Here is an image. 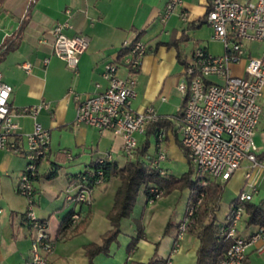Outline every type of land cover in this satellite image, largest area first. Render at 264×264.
<instances>
[{
  "label": "crops",
  "instance_id": "crops-1",
  "mask_svg": "<svg viewBox=\"0 0 264 264\" xmlns=\"http://www.w3.org/2000/svg\"><path fill=\"white\" fill-rule=\"evenodd\" d=\"M171 0H0V47L8 37L20 32L19 46L6 55L0 63L1 79L13 87L10 104L16 112L25 108L48 103L36 115L25 114L16 118L21 129L17 150L0 148V264H32L34 229L28 224L25 214L29 209L28 198L19 192L21 174L27 166L25 135L34 129L36 121L51 132V155L44 161L34 181L36 216L47 222V230L55 242L47 264H88L84 246L103 243L104 236L112 229L108 213L115 192L120 185L117 179L104 183L95 191L91 206H76L66 201V191L72 177L90 167L99 157L110 153L120 168L128 158L123 151V138L112 131H103L77 122V103L72 91L83 96L104 91L108 81L104 77L107 64L119 63L122 50L131 46L141 35L148 44V53L139 72L137 97L132 102L136 112L154 107L160 115L177 116L183 102L179 84L184 79L185 66L178 59L177 49L158 42L182 40L185 60L189 62L196 49H205L210 55L226 53L222 41L214 38V30L207 23L206 15L210 0H183L167 22L163 14ZM187 14V20L183 15ZM202 20V24L194 26ZM69 21V36L84 35L90 40L89 49L81 56L77 70L65 61L52 55L54 28L58 23ZM264 50L260 43L246 44V54L231 65V72L245 75L248 56H259ZM49 59L46 63L45 60ZM30 64L29 71L25 65ZM120 64V63H119ZM121 76L127 70L119 67ZM219 81L218 78H211ZM180 94L181 96H179ZM177 108L171 111V106ZM263 117L258 127L255 142L262 165L246 174L249 164L238 170L225 184V192L217 213L219 224H225L233 201L241 191H250L249 182L258 193L253 203L264 201V92L262 97ZM167 129L162 144L168 155L162 167L170 173L169 160H188L181 148L178 124ZM148 130V129H147ZM139 146L147 139V131L139 135ZM155 139V142H153ZM149 153L156 155V136L149 138ZM65 152L72 154L68 158ZM176 176H181L176 175ZM221 183V182H217ZM230 198L228 203L224 198ZM191 200V190H175L169 195L148 202L141 192L134 212L121 222V233L110 245L109 254L101 253L94 264H146L153 258L170 260V264H197L200 240L186 234L180 242L181 249L173 252L178 235V226L183 221ZM182 203L178 211V205ZM74 210L83 217L92 213L85 230L61 232L65 221ZM169 221L175 225L164 234ZM138 223L143 226V237L136 248L129 252L133 238L138 235ZM258 226L247 225V216L238 225L240 236H249ZM245 264H264V253L251 252Z\"/></svg>",
  "mask_w": 264,
  "mask_h": 264
},
{
  "label": "built area",
  "instance_id": "built-area-1",
  "mask_svg": "<svg viewBox=\"0 0 264 264\" xmlns=\"http://www.w3.org/2000/svg\"><path fill=\"white\" fill-rule=\"evenodd\" d=\"M182 5L183 0H171L162 21L167 22L175 9ZM187 18V14H184L183 20ZM206 21L214 30V38L223 42L226 53L213 56L202 48L195 50L192 59L185 65L184 79L178 87L183 96L187 97L182 116L160 115L154 107H148L144 112L133 110L132 102L137 97V76L148 53V44L142 39L131 46L120 64L106 65L104 77L108 86L104 91L86 96L72 91L77 103V122L100 132L109 130L122 137L123 151L130 159L135 157L139 148L138 136L144 135L149 126L163 119L176 122L182 145L187 149L188 159L203 186L210 182L224 183L230 180L246 163L250 168L246 174L249 180L252 170L262 165L255 136L263 117L264 50L259 56H248L244 76L233 74L231 65L247 55L246 44L256 42L264 46V0H210ZM69 28V21L55 26L52 55L77 70L81 56L89 49L90 40L84 35H67L65 31ZM45 62L48 63L49 59ZM120 66L127 70L126 76L119 74ZM30 68V64L25 65L27 71ZM213 77L219 81H212ZM12 94L13 87L0 76V148L7 150L19 148L17 137L21 127L16 118L25 114L36 116L41 109L50 107L44 102L18 113L10 104ZM167 134L165 128L158 130L155 135L158 151L155 156L147 157L153 160L162 176L167 174L162 167L168 158L162 147ZM25 140L27 166L20 177L19 192L28 198L26 220L34 229L31 261L32 264H47L55 242L47 230V223L34 212V181L42 163L51 155V132L36 121L33 131L25 135ZM67 157L73 156L67 153ZM112 159V154L106 153L97 162L104 163ZM79 177H82L81 181L72 182L68 187L66 201L76 206H91L94 192L105 182L97 179L94 185H90L85 181V175L79 174ZM248 184L251 190L241 191L237 195L227 216L229 227L226 236L232 243L217 264H245L251 252L264 253V227L258 226L249 236L238 234V225L246 215L243 204L252 202L258 193L254 184ZM150 191L156 200L163 193L157 187ZM203 195H200L195 205L187 209L173 252L180 250V241L187 232V224ZM261 206L264 208V201ZM81 216L80 210H74L71 214L72 224H76Z\"/></svg>",
  "mask_w": 264,
  "mask_h": 264
},
{
  "label": "trees",
  "instance_id": "trees-1",
  "mask_svg": "<svg viewBox=\"0 0 264 264\" xmlns=\"http://www.w3.org/2000/svg\"><path fill=\"white\" fill-rule=\"evenodd\" d=\"M35 1L36 0H33L31 7L34 5ZM201 24L202 20L194 26L197 27ZM20 37L21 33L17 32L8 37L7 40L2 44L0 47V63L5 59L7 54L19 46ZM139 39H141V35L137 38V40ZM181 44L182 40H173L169 42H158L157 47L160 45H166L169 47L174 46L177 49L180 63L185 66L187 61L185 60V55ZM131 46L120 52L119 60H121L129 52ZM186 105L187 97H184L181 104V109L177 116L183 115ZM174 126V121L165 119L149 126L147 130L146 141L141 144V146H139L135 157L133 159H129L124 167L120 168L115 161L98 163L96 160L90 167L86 168L80 173L75 174L72 177V182H77L78 180H82V177H79V174L85 175V181L89 182L90 185H94L97 179H102L105 183H109L114 179H117L120 182V185L115 192L113 206L108 213V219L111 222L112 229L104 236L102 244L92 242L84 246L85 253L88 258V264H94L95 257L101 253L109 254L110 245L117 241L118 236L121 233L122 220L124 218H129L132 215L138 203L141 192H144L147 195L148 201L151 199L156 200L155 195L150 191L153 187H157L160 191L165 193L164 195H169L175 190L184 191L189 189L191 190L190 204L194 205L197 203L200 195L203 193L204 195L200 204L196 207L194 214L191 216L190 221L187 224V234H190L200 240V247L197 252V264H217V262L227 253L232 243L231 239L227 238L226 236L229 224H219L217 216V213L220 210V202L223 198L226 185L217 182H210L207 186H203L202 180L197 178L195 175L193 164L187 156L188 151L182 144L180 145L188 160L189 168L188 171L183 173L181 176H176L169 172H167L165 176H162L160 174V170L154 165L153 160L147 159L148 156H155L148 152L150 148L149 138L153 134L157 135L158 130L161 128L170 129ZM19 140L20 138L17 137V141ZM156 151H158L157 147ZM67 153L69 152H65L66 156ZM235 202L236 199L233 201V203ZM243 207L246 211L247 225L264 227V208L261 206V203L246 202L243 204ZM72 213L73 212L70 213L67 220L65 221L61 232L77 233L85 230L89 225L92 218V213H89L86 217L81 216L76 224H72L71 222ZM42 221L47 223L45 220ZM174 228V223L169 221L165 228L164 234L167 235V233H169L171 230H174ZM142 237L143 226L141 223H138V235L137 237L133 238L128 248L129 252H132L136 248L138 241ZM169 263V259L158 260L157 258H153L146 264ZM128 264L135 263L133 261H129Z\"/></svg>",
  "mask_w": 264,
  "mask_h": 264
},
{
  "label": "rangeland",
  "instance_id": "rangeland-1",
  "mask_svg": "<svg viewBox=\"0 0 264 264\" xmlns=\"http://www.w3.org/2000/svg\"><path fill=\"white\" fill-rule=\"evenodd\" d=\"M179 96H181L180 94H178ZM173 105V104H172ZM171 111H173V110H175L176 108H177V106L176 105H173V106H171ZM175 112H176V110H175ZM153 142H155V139H154V141ZM169 163H170V166H168V167H170V173L171 174H173V175H182L183 173H185L186 171H188V168H189V164L187 163V161L185 160V159H182V160H176V161H174V160H169L168 161ZM193 168H194V171L196 170L195 169V167L193 166ZM195 173V172H194ZM100 186H102V185H100ZM165 193H162V195L160 196V198L161 197H163V196H165L164 195ZM230 198L231 197H229L228 195H227V191H226V195H225V198H224V200H225V202L226 203H228V201L230 200ZM95 200V192H94V196H93V201ZM181 205H182V203H179V205L177 206L178 207V211H179V209L181 208ZM192 206V204H190L189 203V206H188V208L189 207H191ZM187 208V209H188ZM186 213H187V211H186ZM180 227V226H179ZM180 229V228H179ZM178 229V235H179V232H180V230ZM187 234V232L185 233V235ZM178 235H177V239H176V241L178 240ZM185 235H184V237H185ZM184 239V238H183ZM182 239V240H183ZM181 240V241H182ZM180 241V242H181ZM176 243V242H175ZM175 246V245H174ZM180 249H181V245H180ZM179 251V250H178ZM170 264V263H169Z\"/></svg>",
  "mask_w": 264,
  "mask_h": 264
}]
</instances>
